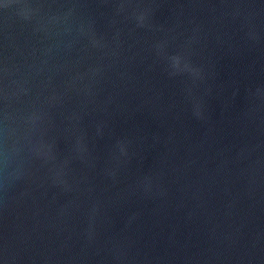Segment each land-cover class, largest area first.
Returning a JSON list of instances; mask_svg holds the SVG:
<instances>
[{
	"label": "water",
	"instance_id": "water-1",
	"mask_svg": "<svg viewBox=\"0 0 264 264\" xmlns=\"http://www.w3.org/2000/svg\"><path fill=\"white\" fill-rule=\"evenodd\" d=\"M0 264H264V0H0Z\"/></svg>",
	"mask_w": 264,
	"mask_h": 264
}]
</instances>
